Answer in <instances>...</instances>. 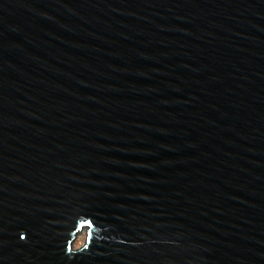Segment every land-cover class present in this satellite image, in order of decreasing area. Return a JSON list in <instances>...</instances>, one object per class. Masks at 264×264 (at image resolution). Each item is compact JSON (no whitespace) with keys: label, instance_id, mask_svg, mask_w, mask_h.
<instances>
[{"label":"water","instance_id":"water-1","mask_svg":"<svg viewBox=\"0 0 264 264\" xmlns=\"http://www.w3.org/2000/svg\"><path fill=\"white\" fill-rule=\"evenodd\" d=\"M0 264H264V0H0Z\"/></svg>","mask_w":264,"mask_h":264},{"label":"rangeland","instance_id":"rangeland-1","mask_svg":"<svg viewBox=\"0 0 264 264\" xmlns=\"http://www.w3.org/2000/svg\"><path fill=\"white\" fill-rule=\"evenodd\" d=\"M84 238H85L84 233L81 234L79 237H77V239H76V241H75V243L73 245V248L74 249L79 248L82 245V243L84 241Z\"/></svg>","mask_w":264,"mask_h":264}]
</instances>
